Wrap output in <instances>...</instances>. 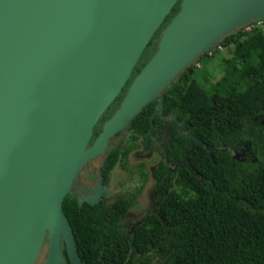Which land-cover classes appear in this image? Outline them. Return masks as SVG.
I'll list each match as a JSON object with an SVG mask.
<instances>
[{
	"label": "water",
	"instance_id": "95a60500",
	"mask_svg": "<svg viewBox=\"0 0 264 264\" xmlns=\"http://www.w3.org/2000/svg\"><path fill=\"white\" fill-rule=\"evenodd\" d=\"M261 22L264 0H0V264H37L45 246L43 264H64L63 246L83 264L63 203L85 166L151 102L161 109L185 69Z\"/></svg>",
	"mask_w": 264,
	"mask_h": 264
},
{
	"label": "trees",
	"instance_id": "16d2710c",
	"mask_svg": "<svg viewBox=\"0 0 264 264\" xmlns=\"http://www.w3.org/2000/svg\"><path fill=\"white\" fill-rule=\"evenodd\" d=\"M179 11L180 2L155 38ZM247 27L226 36L220 47L201 58H218V80L212 82L215 76L203 75V65L197 67L202 62L196 61L162 97L165 114L174 110L193 136L215 149L210 152L194 141L187 150L194 169L208 186L182 174L179 190L162 213L170 226L159 217H148L129 236L117 223L130 202L86 210L68 194L63 210L83 264H264V31L258 25L250 31ZM157 48L158 42L152 41L132 76ZM222 49L228 57L221 55ZM131 82L132 78L99 120L90 144ZM151 106L132 120L136 135L143 136L148 129ZM244 144L250 149L241 162L231 153L234 149L240 152ZM121 150L110 151V168L116 165ZM62 256L64 264H71L64 246Z\"/></svg>",
	"mask_w": 264,
	"mask_h": 264
},
{
	"label": "flooded vegetation",
	"instance_id": "af4514ba",
	"mask_svg": "<svg viewBox=\"0 0 264 264\" xmlns=\"http://www.w3.org/2000/svg\"><path fill=\"white\" fill-rule=\"evenodd\" d=\"M127 90L128 88L120 102L112 108V113L106 116L98 127V135L102 132L105 122L119 109ZM162 97L161 109L157 99L151 102L152 106L147 110L150 122L144 135H136L131 125L126 133H117L109 140L104 153L85 166L69 193L79 208L86 210H92L94 206L109 207L116 202H130L129 210L126 214L118 216L120 220L117 223L127 236L134 234L148 217H159L165 226H170V222L162 213H166V203L179 190L178 182L182 174L192 175L202 185L208 186L194 169L187 150L192 144L190 142L194 141L207 150L209 147L191 134L184 122L178 120L174 110L168 114L164 113ZM118 147H122L121 153L116 165L110 168V151ZM242 147L240 152L238 149L232 150L231 155L234 159L244 162L250 148L245 144ZM213 150L215 149H209L210 152ZM117 175L123 176V181L118 187L112 185ZM125 184L127 186H124ZM167 251L169 253L170 249L165 252ZM154 261L159 262L158 259Z\"/></svg>",
	"mask_w": 264,
	"mask_h": 264
},
{
	"label": "rangeland",
	"instance_id": "374dc122",
	"mask_svg": "<svg viewBox=\"0 0 264 264\" xmlns=\"http://www.w3.org/2000/svg\"><path fill=\"white\" fill-rule=\"evenodd\" d=\"M256 25L260 26L263 29V31H264V22H261V23L256 24ZM247 26H246L247 27L246 31H250L251 28L253 27L252 25H247ZM221 55H224L225 57H228L229 56V54H228V52H227L226 49H222L221 50ZM201 58H199L197 61H200L202 63H198L197 64V67L200 68L203 65V67H202V69H203L202 70V74L203 75H206V76H210V75H213V77L215 76V78L212 79V82L218 80L221 77V72H220V67H219V63H218V58L215 59L214 61H210V60L208 61L207 59H204L203 60ZM126 148H127V146H126ZM133 163H136V162H133ZM122 181H123V176L122 175H117L115 177L114 182L112 183V185H116L118 187V185ZM124 186H127V184H125ZM133 188H135V186H133ZM46 252H47V246H45V248H44V250H43V252H42V254H41V256H40L39 261H38L37 264H43L44 258H45V255H46Z\"/></svg>",
	"mask_w": 264,
	"mask_h": 264
}]
</instances>
